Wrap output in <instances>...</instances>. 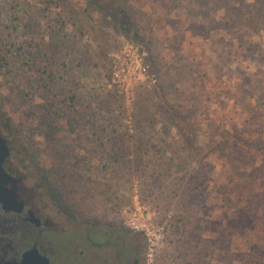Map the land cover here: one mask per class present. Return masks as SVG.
Listing matches in <instances>:
<instances>
[{"label":"rangeland","instance_id":"374dc122","mask_svg":"<svg viewBox=\"0 0 264 264\" xmlns=\"http://www.w3.org/2000/svg\"><path fill=\"white\" fill-rule=\"evenodd\" d=\"M0 132L66 237L264 264V0H0Z\"/></svg>","mask_w":264,"mask_h":264},{"label":"flooded vegetation","instance_id":"af4514ba","mask_svg":"<svg viewBox=\"0 0 264 264\" xmlns=\"http://www.w3.org/2000/svg\"><path fill=\"white\" fill-rule=\"evenodd\" d=\"M9 157L3 168L15 180L21 205L5 210L0 203V264H129L127 232H104L78 216L71 221L75 237H66L64 214L59 222L50 220L46 195L24 184Z\"/></svg>","mask_w":264,"mask_h":264},{"label":"water","instance_id":"95a60500","mask_svg":"<svg viewBox=\"0 0 264 264\" xmlns=\"http://www.w3.org/2000/svg\"><path fill=\"white\" fill-rule=\"evenodd\" d=\"M9 156L10 147L0 134V203L5 210L13 209L15 205H21L19 202H16L17 194L15 180L10 177L3 168V164ZM6 184H10L11 188L7 189L5 186ZM17 210H19V207Z\"/></svg>","mask_w":264,"mask_h":264},{"label":"trees","instance_id":"16d2710c","mask_svg":"<svg viewBox=\"0 0 264 264\" xmlns=\"http://www.w3.org/2000/svg\"><path fill=\"white\" fill-rule=\"evenodd\" d=\"M88 1H90V2H92V3H100V4H108V2H110L111 0H88ZM119 22L120 23H123V22H121V19H119ZM0 134H1V132H0ZM135 264H138V262L137 261H135Z\"/></svg>","mask_w":264,"mask_h":264}]
</instances>
